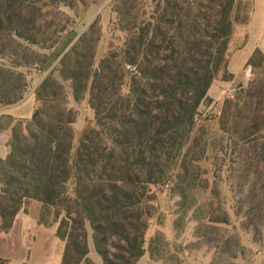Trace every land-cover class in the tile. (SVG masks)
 Here are the masks:
<instances>
[{
	"label": "trees",
	"instance_id": "16d2710c",
	"mask_svg": "<svg viewBox=\"0 0 264 264\" xmlns=\"http://www.w3.org/2000/svg\"><path fill=\"white\" fill-rule=\"evenodd\" d=\"M81 5L84 0H0V59L9 64L0 66V107L24 100L27 75L18 69L50 61L78 24ZM113 13L121 37L99 56L96 18L36 88L26 129H12L9 152L0 159V236L12 230L26 206L38 202V225L47 224L46 215L58 224L61 264H95L91 244L101 264H138L146 254L149 187L174 182L187 202V192L201 186V163L209 153L216 179L226 157H238L239 188L250 186L245 202L251 206L244 212L239 207L236 218L260 233L261 75L225 100L218 152L197 126L201 106L212 103L208 92L214 81L233 78L232 38L238 26H248L253 0H115ZM248 65L264 67L260 49ZM71 99L86 101L93 114L79 134ZM216 192L213 188L215 197ZM207 205L211 212L203 226L217 231L216 248L226 254L233 237L218 226L229 225L230 216L213 200ZM0 264L9 261L0 258Z\"/></svg>",
	"mask_w": 264,
	"mask_h": 264
},
{
	"label": "rangeland",
	"instance_id": "374dc122",
	"mask_svg": "<svg viewBox=\"0 0 264 264\" xmlns=\"http://www.w3.org/2000/svg\"><path fill=\"white\" fill-rule=\"evenodd\" d=\"M114 1L84 0V5L79 6L76 11L80 20L74 31L65 40L67 41L68 38L70 40L76 38L72 43L74 44L96 18H99L101 28L99 56L105 54L109 46L116 42L117 38L121 37L120 33L117 30L115 31L112 25V20L116 17L113 13ZM255 2L264 3V0H253V11L255 9ZM249 24L248 26L237 27L231 42V54L243 48L248 40L249 31L251 32L253 40H259L263 37L261 39V50L264 54V35L260 32L262 22L259 20L253 21L251 25ZM62 50L63 46L61 47L60 45L44 67L18 69V71L27 75L28 86L23 101L13 106L0 107V129H4L0 133L6 130L12 131L14 127L20 130L26 129L35 109V90L46 76L57 69L59 60L62 57L58 59L57 56ZM0 66L9 67V64L5 60L0 59ZM244 68L241 75L242 82L225 89L224 99L222 101L205 103L200 108L201 116L199 117V123L197 125L198 129L206 133V138L210 145H214V150L217 152L218 147H220L219 141H217L220 137L219 121L225 100L236 98L240 91L247 89L257 80L259 74L261 75V80H264V67L260 70L252 67V74L247 79L243 75ZM230 88L236 90L232 98H229L225 94ZM70 106L78 113L74 128L76 133L79 134L84 130L87 123L93 120V114L89 110L86 101L76 104L71 99ZM9 143L10 140L7 146ZM212 159L213 155L209 153L207 154V159L201 163L202 173L200 176L201 182H199L201 186H196L195 190L187 192V202L182 201L179 190H174V182L151 185L149 187L148 197L144 204L150 212V215L147 217L148 229L145 235L146 254L138 264H264V220L259 224L261 232L255 234L252 227L246 230L244 228V224L246 223L236 218L239 207L242 206L244 212L251 206L250 203L245 202V197L249 194L250 186L247 185L244 190H240L239 188L243 180L240 171L241 163L236 156L226 157V165L222 172L219 173L220 177L216 179L217 176L215 178V168L212 165ZM231 169H235V171H231ZM254 177L255 175L251 174V181ZM206 181L209 183L208 186H206ZM217 181L218 184L214 185ZM213 188L218 193L216 197L213 194ZM212 200L214 201L215 208L218 209L221 206V209H225L230 216L229 225L218 226L219 229L229 231L233 237L230 245L231 249L223 255L216 248L217 242L215 240L217 231L214 229H206L203 226L211 212L207 204ZM34 208L40 211V218L41 205L38 202H32L26 206L27 212L21 213V216L28 214ZM46 220V225L37 226L51 229L52 232L48 230L46 232L47 237L45 238L48 241L49 238H52L54 243H52V246L48 245L43 252L44 256L45 254L49 256V259L44 264H61L64 244L56 237L58 224L52 223V215H46ZM32 223L23 224L25 232L23 230L21 233L18 226L14 230L12 228L13 231L11 230L9 233L0 236V239H3L1 242L7 244L10 256H23L28 263L33 262L32 256L33 252H36L35 246L37 245V236H35L37 232H35V226ZM51 233L53 236H51ZM56 240L59 243L57 245ZM20 243L23 245L19 246L18 244ZM237 243L240 245L237 246ZM90 248L89 257L92 261L93 259L100 261V258L94 252L92 244ZM233 256L235 259L232 258ZM8 261L10 264V260Z\"/></svg>",
	"mask_w": 264,
	"mask_h": 264
},
{
	"label": "crops",
	"instance_id": "0c3cea01",
	"mask_svg": "<svg viewBox=\"0 0 264 264\" xmlns=\"http://www.w3.org/2000/svg\"><path fill=\"white\" fill-rule=\"evenodd\" d=\"M259 20H261V22H262L260 32L264 35V3L255 2V9L253 11L252 18H251L249 25H251L253 21H259ZM75 39L76 38H73L72 40H70L68 38L67 41L66 40L63 41V43L61 44V47L63 46V50L57 56L58 59H60L62 54H64L68 50V48L72 45V43L75 41ZM261 39L253 40L251 32L249 31L248 40H247L246 44L243 46V48H241V50H239V51H237L231 55L228 70H229V73H231L233 75L232 80H230V81L216 80V81H214V83L210 87L209 92H208V97L212 101H215V102L222 101L224 99V90L225 89H227L228 87L234 86V84H238V83L242 82V77H241L242 70H243L244 66L248 63L250 58L252 57L253 53L257 49L261 50ZM10 108H12V107H10ZM10 138H11V131L6 130V131L0 133V159L5 158L8 154L7 144L9 142ZM39 213H40V211H38L34 208V209H31L28 214H24L23 216H21V214H20L17 217V219L14 223V226H13V230L19 226L20 231L22 233L23 230L25 232L23 224H28L30 222L31 223L33 222L32 224H34V226H35V230H36L35 232H37L36 233L37 235H35V236H37V240H36L37 245L35 246L36 252L35 253L33 252V256H32L33 262L28 263L23 256L22 257L21 256H18V257L10 256L9 255V248H8L7 244L1 242V241H3V239H0V257L10 260V264H44L45 261H47L49 259L48 254H45V256H44L43 252L45 251V249L47 248L48 245H50V246L53 245L52 243H54V240L52 238L51 239L49 238V241H48L45 238V237H47L46 232H48V230H51V229L37 226L38 225L37 223L39 220ZM51 232H52V230H51ZM51 236H53L52 233H51ZM56 242H57V240H56ZM57 244H59V243L57 242L56 245ZM18 245L22 246L23 244L20 243ZM59 259H61V257H59ZM93 260L95 261V264H101V260L100 261L95 260V259H93Z\"/></svg>",
	"mask_w": 264,
	"mask_h": 264
},
{
	"label": "built area",
	"instance_id": "2783aa9c",
	"mask_svg": "<svg viewBox=\"0 0 264 264\" xmlns=\"http://www.w3.org/2000/svg\"><path fill=\"white\" fill-rule=\"evenodd\" d=\"M252 71H253V68H252V66H250V65H246V67L244 68V78L245 79H247V78H249L250 76H251V74H252ZM236 93V90L234 89V88H230V89H228L226 92H225V94L227 95V96H229V98H232L233 96H234V94Z\"/></svg>",
	"mask_w": 264,
	"mask_h": 264
}]
</instances>
